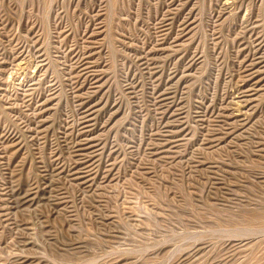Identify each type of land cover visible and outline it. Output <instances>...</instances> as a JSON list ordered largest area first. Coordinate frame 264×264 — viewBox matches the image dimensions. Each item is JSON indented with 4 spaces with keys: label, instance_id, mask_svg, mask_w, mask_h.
<instances>
[{
    "label": "rangeland",
    "instance_id": "rangeland-1",
    "mask_svg": "<svg viewBox=\"0 0 264 264\" xmlns=\"http://www.w3.org/2000/svg\"><path fill=\"white\" fill-rule=\"evenodd\" d=\"M0 264H264V0H0Z\"/></svg>",
    "mask_w": 264,
    "mask_h": 264
},
{
    "label": "bare ground",
    "instance_id": "bare-ground-1",
    "mask_svg": "<svg viewBox=\"0 0 264 264\" xmlns=\"http://www.w3.org/2000/svg\"><path fill=\"white\" fill-rule=\"evenodd\" d=\"M25 261V260H24Z\"/></svg>",
    "mask_w": 264,
    "mask_h": 264
}]
</instances>
